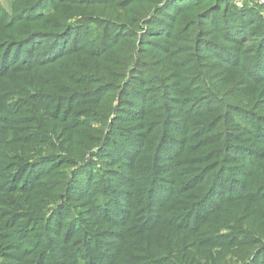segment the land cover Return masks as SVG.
<instances>
[{
  "label": "rangeland",
  "instance_id": "1",
  "mask_svg": "<svg viewBox=\"0 0 264 264\" xmlns=\"http://www.w3.org/2000/svg\"><path fill=\"white\" fill-rule=\"evenodd\" d=\"M39 2L42 1L0 0V65L8 48H11V44H19L17 47L11 48L12 52H9L10 60L6 70L13 72L24 66L30 68L36 64L50 62V58H53L59 49L64 50L65 46L76 49L74 46L77 45L84 51L72 50L65 55L59 65L47 67L43 71L37 70L43 78V84L37 83V87H27L18 80L19 75L15 73L9 80L0 79V96L3 98V101H0V138L6 140L10 136H25L23 139L17 140L34 139V145H13V149L16 151L32 148L45 151L50 148L49 144L57 148L53 150V155L41 157L45 159L36 164L38 172L23 174L22 184L18 183L20 178L18 177L16 180L0 186V212L2 209H11L17 213L15 216H23L21 212L27 207L30 197L26 192H29L35 183L38 174L45 172L54 162L52 158H60V161L51 167L48 173L58 168L65 159L74 162V165L63 167L66 172V179L63 182L56 181L57 179L54 177H47L48 182L45 184L41 197L46 199L50 197L48 194H52L56 199L55 205L45 208L39 213H34L35 217L46 216L45 220H41L39 217L32 223L27 221L28 228L26 227L23 233H17L15 229H5L0 234V240H2L0 241V264H22L23 262L17 263L19 259L16 256L29 260L31 253L34 252V247L31 249L30 247L41 236L50 239L42 242L41 247L45 250L42 254L46 252V256L48 255V250L52 248V242L60 244L63 249L56 254L63 264H69L67 256L73 254L76 246H79L77 250L89 253L94 250L91 253L93 257L90 264H101V258H104L103 262L105 263H111V260L115 259L114 249L118 242L105 241L112 239L109 237L111 233H105L104 236L107 235L108 238L103 240L99 238L98 243L86 246L89 243L87 241L89 227H93L97 222L101 223L93 221V217H89L88 213L96 214L97 220L108 222L115 220L116 210L119 208V215L123 208L122 216L125 217L132 211L137 213L143 209L142 198L135 197L141 196V191L135 184L139 172L136 160L138 150H132L130 143H134L133 139L135 141L145 139L144 144L151 148L152 143L160 141L161 138L158 135L162 127L169 123L162 120L157 111L150 114L145 111L157 106L156 98L168 100L171 106L168 111L174 126L169 127L170 135L167 137L179 140L178 148L180 149L174 157L180 158L183 162L181 166H187L186 168L191 174H195L205 164L203 163L205 159L200 158L201 152L211 148L206 147L205 138L207 135H203L204 133L200 131V117L204 116L205 120L209 119L212 124L210 130L218 124V129L212 130L210 136H213L221 125H225V133L217 134L216 139L219 140L222 137V142L229 144L230 153L227 155L230 157L225 163V171L218 180V187L214 194L221 197L226 189H231L232 186L240 187L234 177H240L242 183L248 171L252 170L251 165L256 160L252 158L258 155L263 146V141L258 137L256 139L252 134L257 131L253 120L256 123L264 121V69H259L254 74L261 78L256 82L254 91L248 89L246 92L232 93L229 91L224 94V91H228L233 84L231 66H234L239 58L236 57L234 62L230 50L219 47L224 44L231 46L230 41L223 38L221 34L210 35L211 31L202 33L203 38L210 40L207 42L206 48L201 49L198 41H195L196 45L192 51H189L191 48L186 47L189 46L186 40L189 36L194 35L195 31L192 32L194 29L189 27L187 14L182 15L174 37H171L170 31H168L164 35V37L166 36L165 40L163 39L159 43L156 41L160 45L167 43L166 46L169 47V49L168 47L160 49L162 52L169 50L168 56L164 59L165 55L160 52L155 54L154 51L143 50L142 48L146 46L139 45V41L130 46L119 43L108 45L106 39L111 35V32L107 31L109 24L115 22L123 24V21L128 18L127 9H123L122 6L123 0H107L95 4L103 6V11H97L95 7L70 4L73 2L72 0H50L47 5L44 2L34 9V6ZM253 2L258 6L264 5L256 0ZM66 6H79L80 9L72 7L68 9ZM261 13L264 15V10ZM80 17L95 20L94 24L100 26L98 31H92L90 38L85 33L89 30L88 28L85 32L83 29L80 30ZM141 22L133 28L136 32L146 30L145 21ZM62 26H69L73 32L55 39L54 34L56 33L53 32ZM163 32H165L163 29L157 31L155 36H159ZM70 38L71 41L67 43ZM98 38H102L103 41L97 43ZM2 40H11L3 51H1ZM254 44L247 42L243 46L244 54L252 52ZM174 53L176 55L172 56ZM206 54H209L211 58ZM245 58H250V56ZM257 58L259 62H252L260 66L264 62V53L258 54ZM144 59L146 62L143 61ZM163 60H166L169 66L161 65ZM154 61L158 62L151 64ZM223 61L226 63L221 66L220 62ZM147 64L153 69L150 71L155 74H149V81L143 77V70ZM152 66L157 67L154 69ZM125 67H127L126 70H124ZM6 70L2 69L1 65L0 74ZM205 75H207L205 84L210 93H204L198 83ZM133 79L140 80L137 86L135 83H131L129 87L124 88L125 80L132 82ZM29 81L30 79H27V82ZM153 86H155L154 89L150 90L149 88ZM159 86H162L163 89H160ZM143 88L146 89L141 90ZM238 88L244 89L243 86H238ZM107 92H110L115 98L114 102L109 98L105 99L108 95ZM148 93L149 95H146ZM121 96L124 99L121 100ZM208 98L209 100L204 104L209 109L199 112L200 105L198 104L205 102ZM132 104H137V107L134 108L131 106ZM238 106H241L242 109ZM187 110L190 113H186ZM132 114L138 115L141 120L137 127L134 126L130 129L134 135L126 132L125 127L133 126L131 122L135 118L122 120ZM253 114L260 117L255 120ZM108 124L112 125V129H109ZM262 131L263 136L264 127ZM109 134L112 140L105 149H102ZM258 136L261 135L258 133ZM150 138H152V142ZM43 140L47 143H41ZM170 141L174 142L170 139L168 145L171 143ZM88 145L90 149L83 152ZM118 148H121L122 152H126V156L125 154L119 155ZM154 153L151 152L149 161L156 163L153 170L162 175L173 173L174 164L165 161L167 155L163 156L160 153L156 158ZM245 157L250 159L245 160ZM159 164L164 165L160 167ZM179 176H183L181 172L177 173L171 182L181 180ZM62 184L69 185L67 193L60 192L59 188ZM13 185H21L23 188L20 192L8 193ZM262 188L260 187V189ZM99 189L105 193L95 196L94 192ZM87 191L93 194L86 195ZM86 196H91L85 203L87 209L84 208L83 203L77 205L79 202L87 200ZM92 196H95L98 203L92 199ZM210 197L209 194L203 199ZM100 202H104V204L98 210ZM190 202V207H193L192 201ZM263 203L264 198L260 203L251 206L253 210L247 205V211L253 214L252 221L238 222L239 216L243 212V203H238L234 212L215 219L218 223L225 221L238 226V228L244 227L250 230V235L236 238V243L244 242L249 244L247 248L254 250L253 243L257 244L256 240L264 236V226L261 225V222H264ZM220 205L221 201L214 198L209 208L214 209ZM55 213L58 215L55 219H51ZM255 218H260L261 222H254ZM23 221L24 219H20V222ZM3 222L8 227L14 221L6 218ZM101 226L107 229L108 223H101ZM43 228H45L44 233H42ZM109 230L111 231V229ZM234 231L236 230L232 232ZM7 234H11L16 242L11 241L12 243L9 244V241L2 238ZM179 234H185L183 242L179 237L178 241L172 245L164 244L166 251L172 257L171 264H180L178 258L187 248L186 233ZM116 236H118L117 233ZM255 236L257 237L255 238ZM263 247L260 250H264ZM244 250V248H236L233 253H240L243 257L226 254L223 256V262L225 264H253L254 253L251 256H246ZM158 253L162 255L161 250ZM218 253L215 251L213 257ZM46 258L43 257L42 260ZM73 261L76 264L82 262L76 257L73 258ZM27 262L29 264V261Z\"/></svg>",
  "mask_w": 264,
  "mask_h": 264
},
{
  "label": "trees",
  "instance_id": "2",
  "mask_svg": "<svg viewBox=\"0 0 264 264\" xmlns=\"http://www.w3.org/2000/svg\"><path fill=\"white\" fill-rule=\"evenodd\" d=\"M41 1L42 2H39L34 6V9L36 6H40V4L44 2L47 5L50 0ZM72 1L74 3L70 2V4L95 7V10L103 11V6L95 4L107 0ZM123 1L124 3L122 4V6L123 9H127L126 14L128 18L126 21H123V24L118 22L109 24L107 31L111 32V35L108 39H106V42L109 43L108 45L119 43L121 45L130 46L133 44L135 45V43L139 41V45L146 46L142 48L143 50L154 51L155 54H157V52H160L165 55L163 58L166 59L169 50L168 52H162L160 49H166L168 47L166 46L167 43H165L164 45H160L157 43L163 41V39L165 40L166 36L164 37V35L168 31H170L169 35H171V37H174L176 28H178V25L180 24V21L182 19V15L187 14L189 17V27L190 29H194L192 32L195 31V34L189 36V38L186 40V43L189 45L186 47L191 48V50L189 51H192L193 47L196 45L194 43L195 41H198V45L201 46V49L206 48L208 46L207 42H210V40H206L205 38H203L202 33L211 31L210 35L221 34L223 38H226L228 41H230L231 46L224 44L219 47L229 49L231 54L233 55L232 60L234 62L236 57L239 58L234 66H231V78H234L233 84L231 87H229L228 91H224V94L229 91L233 93L246 92L248 91V89L249 91L255 90L256 82L260 81L261 78H258L254 74L255 72H258L259 69H264V62H262L260 66H257L256 63L252 62H259L257 58L258 54L261 55L264 53V15L261 13L264 10V5L258 6L253 2V0ZM79 6L66 7L68 9L69 7L80 9ZM143 20L145 21L146 30L144 29V31L136 32L133 28L139 25V23ZM94 23H96L95 20H88L87 17H80L79 19L80 30L83 29V31L85 32V30H87L88 28L89 30H87L85 33L89 38L92 31H98L100 27L97 26L98 24ZM139 28L140 26L138 27V29ZM162 29L165 32L160 33L161 35L159 36H155V33ZM55 31L53 32L56 33L54 34L55 39H58L59 37H62L67 33L73 32V30L69 26H62ZM70 41L71 38L67 43H69ZM102 41V38H98L96 40L97 43H100ZM145 41L149 42L145 43ZM156 41L158 42L156 43ZM191 41H193V43H191ZM10 42L11 40H2L1 43L3 44V46L1 48V51H3V49L8 46ZM247 42H252L255 44L253 46L252 52L244 54L243 46ZM18 45L11 44L10 47H17ZM78 47L79 46L76 45L74 46V48L76 49H71L65 46L63 48L64 50L59 49L57 54L53 58H50L51 61L46 60L50 62H36L40 64H36L30 68H25L24 66L22 67V69H18L15 72L6 70L7 63L10 60L9 52H12L11 48H8V53L6 52V56L1 61L2 69H5L6 71H4L3 74H0V79L9 80L11 75L15 73L19 75L18 80L24 83L27 87H37V83L43 84L42 74H39L37 70L43 71L47 67L59 65L60 61L65 57V55L69 54L72 50L84 51L83 49H80ZM210 47L212 48L211 43ZM122 50L124 51V48ZM175 55L176 53L172 54V56ZM206 55L210 57L209 54ZM246 56H250V58H245ZM143 61L146 62L145 59ZM155 62L158 61L151 62V64ZM220 63V65L223 66L226 62L223 61ZM161 65L169 66V63H166V60H163ZM127 67H125L124 70H126ZM152 67L155 69L157 66ZM150 70L153 69H151L149 64H147L143 70V77L146 78V81L150 80L149 74L155 75ZM206 78L207 75H205L203 79L198 83L204 93H210L205 84ZM27 79H30V81L27 82ZM139 81L140 80L133 79L132 82H129V80H125L126 84L124 88L129 87L131 83H135V85L137 86ZM152 83L155 85L154 82ZM157 84H160V82H157ZM238 86H243L244 89H240L238 88ZM154 87L155 86L149 89L152 90L154 89ZM159 88L163 89L162 86H159ZM144 89L146 88H143L141 90ZM107 94L108 95L105 99L109 98L110 101L114 102L115 98L112 97V94H110V92H107ZM146 95H149V93ZM120 99H124L123 96H121ZM156 100L157 106L145 111L147 114L157 111V114L160 115L161 119L166 120V122L169 123L168 125L165 124V126L162 127L161 132L158 135L159 138H161L160 141L155 142L154 144L152 143L151 148L148 145L144 144L145 139L143 141H135L133 139L134 143H130V147L132 150H138V152H136L138 157L136 160L139 172L137 174L138 178L135 184L140 189L141 196L135 197H137L138 199L142 198L141 202L143 204V209L137 213L132 211L131 214L125 217L122 216L124 214L123 208L121 211V215H119V208L116 210L115 220H109L108 222L97 220L96 214H92L91 212L88 213L89 217H93V221H99L105 224L108 223V228H102L101 223L98 222L93 227H89L90 229L87 231V241H89V243L86 246H91L92 243H98L97 241L99 238H102V240L108 238L107 235L104 236L105 233H111V236L109 237H111L112 239H108L105 241L118 242L114 249L115 259H112L111 263H105L103 262L104 258H101V264H171L172 257L169 255V252L166 251L164 244L172 245L173 243L178 241L179 237L180 241L183 242V237H185V234L179 233H186V237H188L186 242H188V244H186L187 248H185V252H183L178 258L180 264H225L223 262V256H225L226 254H230V256H242L240 253H233L236 248H244V254L246 256H251V254L254 253L255 260L253 264H264V250H260L261 247L264 246V236H261L262 238L256 240L257 244L253 243L254 250L249 249L247 248L249 244H246L244 242L236 243V238L238 239V237L250 235V230L244 227L238 228V226L232 225L225 221L218 223L215 219L223 217L227 213L234 212L238 207V203H243V212L239 216L238 222L242 223L246 221H252L253 214L247 211V205L251 210H253L251 206L260 203L264 198V135L262 136L264 121L256 123L253 120V124L255 125L257 131L252 135L255 136L256 139L258 137L260 140H262L263 146L262 149L258 152V155L255 158H252L256 159L255 162L251 165L252 170L248 171V173L245 175V179L243 178L242 183L240 182V177H234L237 182H239L240 187L236 188L235 186H232L231 189H226L220 197L215 196L214 192L218 187V180L222 177V174L225 171V163L230 157L229 155H227L230 153V148L228 143L222 142V137L221 139L217 140L216 136L219 133H225V125H221L220 129L215 132L213 136H210V132L212 130L216 131L218 129V124H216L212 130H210L212 124L209 122V119L205 120L204 116L200 117V131L204 133L203 135H207L205 138V142L207 143L206 147L211 148L203 150L201 152L200 158L205 159L203 162L205 164L204 166H202V168L197 170L195 174H191L189 169L186 168L187 166H181L183 162H181L180 158L174 157L177 151L180 149L178 148L179 140L170 137V139L174 140V142L170 141L171 143L168 145L170 140L167 137L170 135L169 127L173 125V119L171 118L170 112L168 111L171 106L168 103V100L160 98H156ZM208 100L209 98L205 102H201V104H198L200 105L198 108L199 112H205L207 109H209L205 106L206 104H204ZM0 101H3V98L1 96ZM131 106L135 108L137 107V104H132ZM238 107L242 109L241 106ZM4 113L6 114V112ZM186 113H190V111L187 110ZM253 116L255 120L256 118L258 119L260 117L256 116L255 114H253ZM138 117V115L132 114L127 118H122V120L124 121L135 118V120H132L131 122L133 126L125 127L126 132L131 135L134 132H131L130 129L134 126L137 127L141 123V120H139ZM108 126L109 129H112L111 124H108ZM258 133L261 136H258ZM24 137L25 136H10L7 137L6 140H4V138H0V186L9 181L16 180L18 177H20L18 183L22 184L23 174H33L34 172H38L36 164L42 159H45L41 157L43 155L51 156L53 155V150L57 149L55 146L49 144L50 148L45 151H38L35 150V148L19 151L14 150L13 145H34L33 138H28L25 141L17 140L23 139ZM111 140L112 138L110 134L107 135L102 149H105L107 144H109ZM150 141L152 142V138H150ZM41 143L47 142L43 140V142ZM165 147L167 148L164 149ZM89 149L90 146L88 145L83 150V152H87ZM151 152H155L154 156L156 158L160 155V153L163 156L167 155V159L165 161L170 164H174L173 173L162 175L153 170V167L156 163L149 162L151 160ZM125 153L126 152H122L121 148H118L119 155H124ZM52 159L54 160V162L50 164L49 168L45 172L38 174L39 176L38 178H36L35 183L32 185L29 192H26V194L30 195V197L27 201V207L24 208V211L21 212L23 216H15L17 215V213L11 209L1 210L0 234H2L5 229H15L17 233H23L27 227V221L32 223L34 219L36 221L37 219H39V217H41V220L46 219V216L44 215L35 217L34 213H39L41 211H44L43 209L51 208L55 205L56 199L53 198L52 194H48V196L50 197L46 199L41 197V193L43 192L45 184L48 182L47 177H54L55 179H57L56 181L63 182L66 179V172L65 170H63V167H65L66 165H74V162H69L65 159L61 162L58 168H55L53 171L48 173L49 169L57 165L60 161V158ZM249 159L250 158L245 157V160ZM163 165L164 164H159L160 167H163ZM180 172L181 175H183L179 176V179L181 180H175L174 183L171 182L177 176V173ZM243 174H245V172H243ZM260 187L263 188L260 189ZM22 188L23 187H21V185H13L8 193L20 192ZM59 190L60 192L67 193L69 191V185L66 186L65 184H62ZM94 193L95 196H100L105 192L99 189V191H96ZM91 194L93 193L87 191L86 195ZM165 194H167V196H164ZM209 194L211 195L210 198H205L206 200L203 199L204 196H207ZM95 196H92V199H95ZM89 197L91 196H86L87 200H83L77 205H81V203H83L84 208H86L87 206H85V203L86 201H88ZM214 198L221 201V205L212 209L209 208V205H211V201H214ZM95 201L98 203V200L95 199ZM190 201H192L194 205L193 207H190ZM103 204L104 202H100L98 210ZM262 205H264V203ZM57 215L58 213H55L51 219H55ZM155 216L156 218H154ZM6 218L13 219L14 221L8 227L5 226L3 222ZM20 219H24V221L20 222ZM259 221L261 222L260 218L254 219V222ZM261 225L264 226V222H261ZM94 227H96V229H94ZM44 229L45 228H43L42 233H44ZM109 229H111V231ZM233 230L236 231L232 232ZM116 233L118 236H116ZM256 237L257 236H255V238ZM2 238L9 241V244H11L12 242H16L15 238H12L11 234H7ZM48 240H50L49 237H39L38 241L35 240V242L30 247V249L34 247V252H32L30 256L31 258H29V260H25L24 258H21V256H16L17 259H19V262L17 263L23 262L22 264H27V261H29V264H63L62 261L58 259L56 254L59 250L63 249L61 248L60 244L58 245L55 242H52V248L48 250V255L46 256V252L42 254L45 251L43 247H41L42 242ZM74 249L75 250L72 252L73 254L67 256L69 264H76L73 261L74 257H76V259L78 260L81 259V264L91 263V258L93 257L91 253H93L94 250L89 253L83 250H77L79 249V246L74 247ZM160 250L162 251V255L158 253V251ZM215 251L219 253L215 257H213ZM64 253H66V251H64ZM43 257L47 258L42 260Z\"/></svg>",
  "mask_w": 264,
  "mask_h": 264
},
{
  "label": "built area",
  "instance_id": "3",
  "mask_svg": "<svg viewBox=\"0 0 264 264\" xmlns=\"http://www.w3.org/2000/svg\"><path fill=\"white\" fill-rule=\"evenodd\" d=\"M256 1L259 2V3L264 4V0H256Z\"/></svg>",
  "mask_w": 264,
  "mask_h": 264
}]
</instances>
